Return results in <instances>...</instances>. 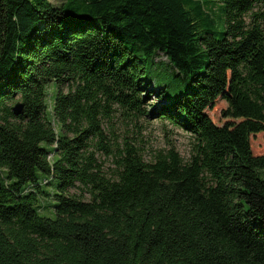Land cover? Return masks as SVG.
I'll return each instance as SVG.
<instances>
[{"label": "trees", "instance_id": "trees-1", "mask_svg": "<svg viewBox=\"0 0 264 264\" xmlns=\"http://www.w3.org/2000/svg\"><path fill=\"white\" fill-rule=\"evenodd\" d=\"M116 108L191 133V158L118 151ZM262 131L264 0H0V264H264Z\"/></svg>", "mask_w": 264, "mask_h": 264}, {"label": "rangeland", "instance_id": "rangeland-1", "mask_svg": "<svg viewBox=\"0 0 264 264\" xmlns=\"http://www.w3.org/2000/svg\"><path fill=\"white\" fill-rule=\"evenodd\" d=\"M50 1L57 5L64 0ZM160 58L165 60L163 54L160 55ZM50 89L52 90L53 88L51 87ZM157 90H159V87L153 89L150 84L145 85L142 89V96L145 99L143 106L147 107L148 113L154 111V106L158 103ZM228 105L227 100L219 97L208 107L207 113L216 124L222 125L228 120L225 114ZM101 124L106 135L105 141L110 143L112 147L119 148V150L117 149L118 151H124L126 146H133L146 161L151 162L158 155L166 154L170 149L174 148L185 161L191 158L194 146L193 135L172 125L165 119L148 116L137 117V115L131 118L123 114L121 109H118L111 116L103 118ZM93 143H97V139ZM251 145L254 154H264V131L251 136ZM109 148L110 146L107 149L102 148L99 142L93 145L96 157L107 175L113 173L116 168L117 157L115 153H110ZM53 186L54 184L46 186V188L52 191ZM71 191L78 193L80 190L73 188ZM48 201H51V199L47 198L44 203L46 204ZM53 211L51 206H45L40 210V213L45 216H53Z\"/></svg>", "mask_w": 264, "mask_h": 264}, {"label": "water", "instance_id": "water-1", "mask_svg": "<svg viewBox=\"0 0 264 264\" xmlns=\"http://www.w3.org/2000/svg\"><path fill=\"white\" fill-rule=\"evenodd\" d=\"M23 103L21 101H18L14 106H13V111L16 115H19L20 113L23 112ZM2 185V181L0 178V187Z\"/></svg>", "mask_w": 264, "mask_h": 264}]
</instances>
